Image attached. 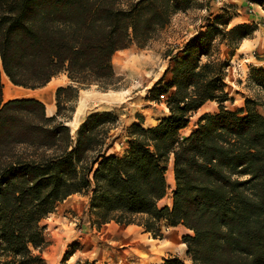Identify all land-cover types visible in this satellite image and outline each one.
I'll list each match as a JSON object with an SVG mask.
<instances>
[{
	"label": "trees",
	"instance_id": "trees-1",
	"mask_svg": "<svg viewBox=\"0 0 264 264\" xmlns=\"http://www.w3.org/2000/svg\"><path fill=\"white\" fill-rule=\"evenodd\" d=\"M195 1L0 0V264H45L41 220L76 193L89 197L98 226L134 224L153 239L183 228L190 264H264V116L253 99L237 110L224 105L226 64L213 58L217 37L232 56L256 24L228 27L219 14L178 48L150 89L153 99L167 95L169 114L147 128L132 123L123 155L105 148L110 113L89 115L75 133L66 125L81 88L115 84L116 51L144 46ZM2 73L31 90L60 73L70 84L56 89V112L47 116L34 97L4 101ZM250 77L264 93V68H251ZM212 101L216 110L181 137L192 114ZM168 164L169 204L160 202ZM160 264L186 263L172 256Z\"/></svg>",
	"mask_w": 264,
	"mask_h": 264
},
{
	"label": "rangeland",
	"instance_id": "rangeland-1",
	"mask_svg": "<svg viewBox=\"0 0 264 264\" xmlns=\"http://www.w3.org/2000/svg\"><path fill=\"white\" fill-rule=\"evenodd\" d=\"M255 1L196 0L186 10L175 13L170 23L157 32L144 46L131 44L125 49L116 51L112 57L115 84L107 89L91 85L79 90L76 102L72 103L74 110L70 114L71 118L66 122L71 132L75 133L78 126L89 115L108 112L114 120L106 125L108 130L105 139L106 151L118 156L126 153L130 146L128 129L131 124L141 122L142 126L147 128L144 123L145 118L146 123L155 125L163 115L153 114L154 110L161 109L160 111L164 112V108H168L167 95L163 94V102H159L153 99L156 93L150 92V89L173 62L172 56L177 54L178 48L204 30L207 21H211L219 14L224 18H229L228 27L244 22L256 24L255 32L248 38L258 40V45H254L256 46L254 49L246 43L245 48L239 47L230 56L225 46L226 40L219 42L220 37L216 38L213 58H219L226 64L223 78L226 85L225 90L230 99L224 105L229 109L237 110L245 107L246 99H253L257 101L255 109L264 116V106L258 103L264 101V93L250 77V69L262 67L264 63L257 65L253 62V58L251 61L248 60V56L264 60V52L259 50L261 45L264 47V0L262 4ZM64 75L60 73L54 77V80L52 79L49 86L46 85V87L33 90L17 98L34 97L42 101L47 97V94H43L44 90L49 88L45 92L48 93L49 99L56 108V89L70 84ZM167 80L164 77V81ZM160 95L162 94H158V97ZM60 99L63 97L61 96ZM3 100L9 99L3 98ZM160 104L161 106L157 107ZM149 106L152 110L141 111ZM216 108L215 101L205 103L192 114L187 129H183L180 136H186L195 128L196 121L201 114L213 112ZM170 168L168 164V170ZM168 186V193L160 201L161 203L171 202L170 192L174 186V179L173 183L168 182ZM88 203L87 195L72 194L58 202L54 210L41 220V225L45 227L46 243L41 252L45 264H61L66 252L70 253L66 264L81 263L85 260L95 261L97 264H160L165 258L178 256L168 253L164 242L174 234L177 237V246H179L182 242L180 230L162 229L161 238L153 239L143 227L134 224L108 222L98 226L93 223L94 216L88 213ZM123 231L129 234L137 232L142 235L147 245L146 253L149 256L139 258L131 253L125 254L130 245L124 246L123 240L127 234ZM154 240H156L155 243H153ZM178 257L186 264H190L185 254L181 253Z\"/></svg>",
	"mask_w": 264,
	"mask_h": 264
},
{
	"label": "bare ground",
	"instance_id": "bare-ground-1",
	"mask_svg": "<svg viewBox=\"0 0 264 264\" xmlns=\"http://www.w3.org/2000/svg\"><path fill=\"white\" fill-rule=\"evenodd\" d=\"M51 81L49 83H47L46 85L49 86V84L51 83ZM1 83L3 85L2 91H3V98L4 99L5 98L6 99H13V98H17V97H22L23 95H25V94L33 91L31 89H26V88H22V87H18V86L12 85V83H10V81L8 80V78L3 73L1 74ZM48 89L49 88H46L44 90V92H43V94H47L46 95L47 97H46V99H42V102L45 105L46 114L47 115H50V114L52 115L54 113V110H55V105L49 99L48 93L45 92ZM167 180H168L169 183H173L172 167L167 172ZM123 244H124V246L125 245H127V246L130 245L129 249L127 251H125V254H130L131 253V255H133L135 257H139V258H145V257L149 256L148 253H146L147 245H145L144 241H142L140 238H138L136 236H133V235H127V236H125L124 237V240H123ZM155 247H157V246H155Z\"/></svg>",
	"mask_w": 264,
	"mask_h": 264
},
{
	"label": "crops",
	"instance_id": "crops-1",
	"mask_svg": "<svg viewBox=\"0 0 264 264\" xmlns=\"http://www.w3.org/2000/svg\"><path fill=\"white\" fill-rule=\"evenodd\" d=\"M252 21H254V20H252ZM255 32V31H254ZM246 43H248V44H250L252 47H253V49L256 47V46H254V45H258V40H256V39H250V38H244V39H242V41L240 42V44H239V47L240 48H242V47H246V46H244ZM238 47V48H239ZM238 48L236 49V50H238ZM235 50V51H236ZM259 50L260 51H263L264 52V47H263V45H261V47H259ZM252 58H253V62L255 63V64H257V65H263V63H264V60H262V59H255L254 57H250V56H248V60L249 61H251L252 60ZM262 68H264V66H262ZM171 74H170V72L168 71L166 74H165V78L166 79H170V76ZM64 77L67 79V77H66V75H64ZM53 80H54V77L52 78ZM51 79V80H52ZM68 80V79H67ZM59 86V85H58ZM147 105H148V103H147ZM159 106H161V104L160 105H158L157 107H159ZM152 107H154L153 105H152ZM55 110H56V108H55ZM55 110H54V113H55ZM147 110H152L151 108H150V106L148 107V108H144V109H141V111H147ZM161 109H156V111L154 110V112H153V114H156V115H160V116H162L163 115V117L164 116H167L168 114H169V111H168V108H164V112H162V111H160ZM53 113V114H54ZM52 114V115H53ZM47 116H51V114L50 115H47ZM142 116H143V114H142ZM147 122V120L144 118V123H145V126L146 127H150V126H152V125H154V124H151V123H146ZM188 127V126H187ZM187 127L185 128V129H187ZM109 153V152H108ZM171 229H178V230H180V234L182 233V231H183V228H181V227H176V228H171ZM125 234H127V235H133V236H136V237H138V238H140V239H142L143 241H145L144 240V237L142 236V235H139L137 232H135V233H132V234H129V233H127V231H123ZM156 242V240H154V242L153 243H155ZM164 244L165 245H167V249H168V253H170V254H172V255H178V256H180L181 255V253H183V254H185V251H186V246H185V244L183 243V242H181L180 244H179V246H177L178 244H177V237L173 234V235H171L170 237H168L167 239H165V242H164Z\"/></svg>",
	"mask_w": 264,
	"mask_h": 264
},
{
	"label": "built area",
	"instance_id": "built-area-1",
	"mask_svg": "<svg viewBox=\"0 0 264 264\" xmlns=\"http://www.w3.org/2000/svg\"><path fill=\"white\" fill-rule=\"evenodd\" d=\"M163 94L159 96V98L157 99L159 102H163Z\"/></svg>",
	"mask_w": 264,
	"mask_h": 264
},
{
	"label": "water",
	"instance_id": "water-1",
	"mask_svg": "<svg viewBox=\"0 0 264 264\" xmlns=\"http://www.w3.org/2000/svg\"><path fill=\"white\" fill-rule=\"evenodd\" d=\"M66 125H68V123H66Z\"/></svg>",
	"mask_w": 264,
	"mask_h": 264
}]
</instances>
